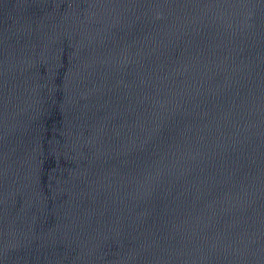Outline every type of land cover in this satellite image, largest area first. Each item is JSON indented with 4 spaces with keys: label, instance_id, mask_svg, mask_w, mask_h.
<instances>
[{
    "label": "water",
    "instance_id": "obj_1",
    "mask_svg": "<svg viewBox=\"0 0 264 264\" xmlns=\"http://www.w3.org/2000/svg\"><path fill=\"white\" fill-rule=\"evenodd\" d=\"M0 264H264V0H0Z\"/></svg>",
    "mask_w": 264,
    "mask_h": 264
}]
</instances>
